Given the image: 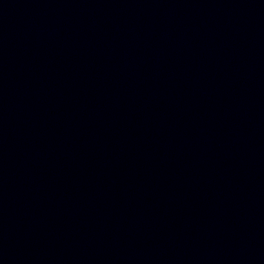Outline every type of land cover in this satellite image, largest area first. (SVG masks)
<instances>
[{"label":"water","instance_id":"obj_1","mask_svg":"<svg viewBox=\"0 0 264 264\" xmlns=\"http://www.w3.org/2000/svg\"><path fill=\"white\" fill-rule=\"evenodd\" d=\"M0 264H264V0H0Z\"/></svg>","mask_w":264,"mask_h":264}]
</instances>
